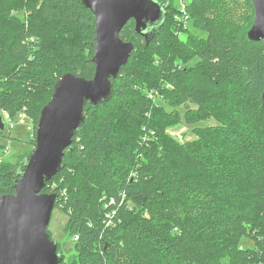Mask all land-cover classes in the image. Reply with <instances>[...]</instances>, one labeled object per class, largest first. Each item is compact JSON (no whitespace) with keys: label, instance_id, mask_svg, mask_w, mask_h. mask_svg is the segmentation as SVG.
Segmentation results:
<instances>
[{"label":"trees","instance_id":"obj_1","mask_svg":"<svg viewBox=\"0 0 264 264\" xmlns=\"http://www.w3.org/2000/svg\"><path fill=\"white\" fill-rule=\"evenodd\" d=\"M169 2L149 42L134 19L125 25L122 38L132 23L145 41L141 49L130 40L118 75L135 84L87 104L62 170L43 189L69 214L76 255L59 264H264V39L248 36L254 5L189 0L191 25L208 33L200 47ZM95 26L81 0H0V112L36 106L40 115L64 68L91 78ZM212 117L218 125L205 124ZM180 123L195 138L167 132ZM31 151L0 164V195L14 192Z\"/></svg>","mask_w":264,"mask_h":264},{"label":"water","instance_id":"obj_2","mask_svg":"<svg viewBox=\"0 0 264 264\" xmlns=\"http://www.w3.org/2000/svg\"><path fill=\"white\" fill-rule=\"evenodd\" d=\"M81 1L96 21L91 57L95 73L91 78L64 73L41 109L35 147L19 163L14 192L0 195V264H59L63 260L58 242L47 230L59 194L43 189L62 170L65 150L86 119L87 104L97 107L113 96L112 79L134 50V43L121 37L122 29L134 19L135 32L149 42L164 24L170 4L169 0ZM252 3L255 15L248 36L259 41L264 39V0ZM4 128L0 114V130Z\"/></svg>","mask_w":264,"mask_h":264},{"label":"rangeland","instance_id":"obj_3","mask_svg":"<svg viewBox=\"0 0 264 264\" xmlns=\"http://www.w3.org/2000/svg\"><path fill=\"white\" fill-rule=\"evenodd\" d=\"M173 3L174 5H177L178 3L181 4L182 2L181 0H173ZM187 13H189V11H187ZM185 23H187V26H189L190 30L193 33L200 36V41H201L200 47L205 46L206 37L208 33L200 31L196 29L195 27H193L190 23V20H187ZM133 28L134 26L131 23L123 32V39L126 41H130V40L134 41L137 48L142 49L145 46V41L134 37ZM188 37L191 38L190 42H192L193 36L189 35ZM151 50L153 51V49ZM139 51L136 52V55L139 53ZM154 51L157 52L156 49H154ZM200 58H201V55L193 56L190 60L186 61L185 64L187 66H191L194 63H196ZM163 59H166V58H163ZM69 71H70L69 68H64L62 70V72L64 73L65 72L67 73ZM78 75H81V74H78ZM93 75H89V76L93 77ZM164 83H165V86L174 88V85H172L173 83L171 84L168 80H164ZM113 84H114L113 86L114 94H115V91H117V93L121 92V94H123L125 93L127 86H131L130 84H135V83L132 81V79L128 77L122 78V76H118L116 77V79H114ZM146 89L148 88H145V90ZM188 103L192 105V108L196 107V105L192 104L191 102H186V104ZM183 106L184 105H180V106L177 105L178 109L182 112L184 110ZM35 107L36 106L22 108L13 117H11L9 114L5 112H2V111L0 112V114L3 117V122L5 124V128L3 130L4 132L0 134V164L7 162V161L11 162L13 165L17 164V162L20 160V157L23 154L26 155L27 152L31 151L35 147L34 146L35 140L32 139V136H33V130L37 126L38 116H39L38 110ZM205 124L209 126H214V125H218L219 123L217 122L216 119L212 117L206 120ZM192 127H193L192 125H189L187 123H180V124L168 127L167 132L170 135L177 138L178 140L184 141V140L195 138V134L191 131ZM68 219H69V214L66 213L59 206H55L52 211L50 224L48 226V232L51 235L52 239L60 243L61 252L64 253V255L69 254L66 256L68 259H70L71 257H68V256L70 255L75 256L76 253H75V249L73 248L74 242L72 240V237L67 233L66 228H65L68 222ZM263 238L264 237H262L261 239ZM263 243H264V240L262 241V244Z\"/></svg>","mask_w":264,"mask_h":264},{"label":"built area","instance_id":"obj_4","mask_svg":"<svg viewBox=\"0 0 264 264\" xmlns=\"http://www.w3.org/2000/svg\"><path fill=\"white\" fill-rule=\"evenodd\" d=\"M181 2V4L178 3L177 5H175L177 10L174 16L175 19H177L180 23L184 24V26L186 27L187 23L185 22L190 19L189 13H187L189 0H181Z\"/></svg>","mask_w":264,"mask_h":264},{"label":"flooded vegetation","instance_id":"obj_5","mask_svg":"<svg viewBox=\"0 0 264 264\" xmlns=\"http://www.w3.org/2000/svg\"><path fill=\"white\" fill-rule=\"evenodd\" d=\"M160 1H163V0H160Z\"/></svg>","mask_w":264,"mask_h":264}]
</instances>
